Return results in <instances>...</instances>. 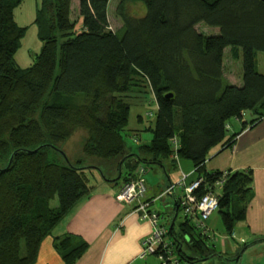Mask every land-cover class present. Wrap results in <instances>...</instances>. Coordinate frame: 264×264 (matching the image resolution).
<instances>
[{
  "label": "trees",
  "instance_id": "trees-1",
  "mask_svg": "<svg viewBox=\"0 0 264 264\" xmlns=\"http://www.w3.org/2000/svg\"><path fill=\"white\" fill-rule=\"evenodd\" d=\"M21 2L0 0V264H34L42 240L90 195L89 174L95 170L103 180L123 186L138 164L169 157L190 160L195 175L216 191L224 231L232 235L246 218L252 170L222 177L205 163L211 149L231 147L242 130L264 118V71L256 66L257 53L264 55V3L119 0L116 15L122 25L113 31L108 0H79L82 27L77 31L69 17L71 0H40L32 23L42 46L22 69L14 60L27 29L14 20ZM200 23L219 31L206 35L197 30ZM226 47L233 60L241 59L240 86L224 78ZM142 89L152 93L157 113L154 126L146 127L152 133L149 143L133 153L126 150L122 132L130 114L128 97ZM245 111L250 121L226 138L229 121L242 120ZM78 128L88 133L87 156L121 157L119 176L108 179L83 160L68 161L60 143ZM217 181L221 186H214ZM207 191L202 185L196 193ZM55 197L58 205L51 207ZM178 204L177 199V217ZM167 227L176 264L204 259L190 254L208 246L195 223L183 217L177 229L174 223ZM55 248L65 264H73L86 244L64 236L56 238Z\"/></svg>",
  "mask_w": 264,
  "mask_h": 264
},
{
  "label": "crops",
  "instance_id": "crops-1",
  "mask_svg": "<svg viewBox=\"0 0 264 264\" xmlns=\"http://www.w3.org/2000/svg\"><path fill=\"white\" fill-rule=\"evenodd\" d=\"M218 31V28H214V32L204 31V34L214 35ZM228 52L230 53V48L226 47L223 52L224 78L228 83L240 86L242 79L237 83L226 77L224 61ZM238 60L241 59L235 61ZM241 121L244 122V119ZM233 141L231 147L223 148L218 145L214 147L215 149H211L205 167L208 171L223 173L252 170V195L243 221L249 223L250 233L262 235L264 233V118L254 126L248 125ZM141 156L149 158L142 153ZM120 158L118 156L107 163L100 161L91 166L101 167L108 179H114L120 173L118 169ZM179 160L175 163L173 158L169 157L161 159L160 163L138 164L146 168V173L152 170V165L160 168L158 172L154 170V176H148L150 172L145 175L146 198H157L168 184L176 183L182 173L190 175L187 182L194 179L193 169L186 171V167L183 168ZM127 167L123 164V168ZM94 173L98 171L95 170ZM95 181L93 184L90 183L93 186L90 195L76 203L42 240L34 264H65L55 248L56 238L64 236H71L73 242L82 241L86 244V250L73 264H144L138 255L141 251V240L151 232L150 224L139 219V213L134 211L135 203L127 204L116 200L115 195L121 188V183L108 182L101 177L100 181L96 179ZM179 196L180 190L176 188L174 194L163 202L167 209L165 215L155 207V203L153 205L166 226L176 223L175 217L178 218L176 201ZM178 216H182L180 211ZM181 221H177V225ZM177 225L175 224V228ZM221 245H224L223 241ZM227 260L230 261L228 258Z\"/></svg>",
  "mask_w": 264,
  "mask_h": 264
},
{
  "label": "rangeland",
  "instance_id": "rangeland-1",
  "mask_svg": "<svg viewBox=\"0 0 264 264\" xmlns=\"http://www.w3.org/2000/svg\"><path fill=\"white\" fill-rule=\"evenodd\" d=\"M39 2L40 0H22L20 5L14 9V20L16 24L20 27H27L24 36L20 40L19 48L14 56L15 63L22 69L32 64L35 56L39 53L42 46V42L37 33L38 29L36 25L32 23L36 14L35 10ZM118 2L119 0H108V23L109 27L113 31H117L122 25L121 20L116 15V6ZM139 7L140 6L138 5L133 7V9H139ZM69 17L70 21L76 24L75 29L79 31L82 27L79 17V0H71ZM196 28L202 33H204V31H208L210 33L214 32V27L206 26L203 23L198 24ZM263 59V53H257L256 66L259 72L264 71ZM224 64L226 77L231 79L233 82H240L242 75L241 60H233L231 54L228 52L225 55ZM142 90L143 93H133L128 97L130 114L127 127L122 132L125 139L126 150H131L132 152H137L140 145L145 144L151 139L152 133L146 130V127L149 125L152 127L154 126L155 116L157 113V104L152 93L147 89ZM150 113L151 115H149ZM139 117H141L142 120H139ZM251 118L252 115L249 111L243 112L242 119H244V121L249 122ZM242 122L243 121L240 122V120L235 118L231 119L229 121L230 127L226 133V138L233 133L239 132ZM87 136L88 133L86 129L78 128L68 139L60 143V148L63 150L70 163H75L77 160H83L84 164L92 165L100 161L107 163L110 159H114H101L93 156H87L83 151V146L86 142ZM209 158L210 156H208L207 160ZM179 162L182 163L183 168L186 167V171L193 169V165L190 160L180 159ZM99 168L105 174L104 169L101 167ZM159 169L160 168L158 166L152 165V170H149L147 173L145 172V175L147 176L150 172L148 176H154V170L158 172ZM126 174V168H123L122 176H125ZM100 177L102 178V174L100 172L99 174H89V182L93 184L96 182L95 179L100 181ZM162 197L163 199L155 201V207L165 215L167 209L163 202L166 201L168 195H164ZM57 205L58 198L55 197L50 201V206L55 207ZM182 219V216H178L175 224L177 225V221ZM206 225L210 231V237L207 239L208 246H203V253H200V251L196 249L190 251V254L193 253L199 258H204L199 261L198 264H264V233L262 235H260V233L252 234L250 233L248 226L249 223L239 221L233 230V234L228 235L224 231L221 216L218 210H215L209 216L206 220ZM240 238H243V240H240ZM222 241L224 242V245H221ZM246 242L251 243L244 248ZM227 258L230 261H228ZM141 261L144 264L160 263V260L155 255L147 256Z\"/></svg>",
  "mask_w": 264,
  "mask_h": 264
},
{
  "label": "built area",
  "instance_id": "built-area-1",
  "mask_svg": "<svg viewBox=\"0 0 264 264\" xmlns=\"http://www.w3.org/2000/svg\"><path fill=\"white\" fill-rule=\"evenodd\" d=\"M151 115V113L149 114ZM174 149L177 146V140L172 139ZM146 168L138 165L135 169V176L129 182L125 183L116 193L115 198L121 203H135L134 211L139 213V219L147 221L151 226L149 235L141 240V251L139 259H145L147 256L155 255L161 264H176V256H173L170 249V241L167 237L168 227L162 222L160 213L154 208V203L164 195H173L175 189L180 190L179 204L182 217L190 219L195 223L201 235L209 236V228L206 220L218 209V195L212 191L211 187L205 183L204 179L195 175L194 179L187 182V174H182L176 183L168 184L165 190L154 199L146 198ZM192 173H195L194 171ZM226 173H223L224 177ZM222 181H217L214 186H221ZM208 190L202 195L196 191L202 186Z\"/></svg>",
  "mask_w": 264,
  "mask_h": 264
},
{
  "label": "water",
  "instance_id": "water-1",
  "mask_svg": "<svg viewBox=\"0 0 264 264\" xmlns=\"http://www.w3.org/2000/svg\"><path fill=\"white\" fill-rule=\"evenodd\" d=\"M264 3V0H261ZM171 96V95H170ZM39 148V147H38Z\"/></svg>",
  "mask_w": 264,
  "mask_h": 264
}]
</instances>
